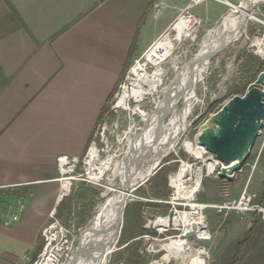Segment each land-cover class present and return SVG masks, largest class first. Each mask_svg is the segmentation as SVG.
Instances as JSON below:
<instances>
[{"label":"crops","instance_id":"crops-1","mask_svg":"<svg viewBox=\"0 0 264 264\" xmlns=\"http://www.w3.org/2000/svg\"><path fill=\"white\" fill-rule=\"evenodd\" d=\"M187 5L0 0V264L30 262L62 200L58 158L86 153L125 70L141 54L158 57L157 42ZM255 155L242 188L264 208V141ZM8 211L19 218L4 225Z\"/></svg>","mask_w":264,"mask_h":264},{"label":"rangeland","instance_id":"rangeland-1","mask_svg":"<svg viewBox=\"0 0 264 264\" xmlns=\"http://www.w3.org/2000/svg\"><path fill=\"white\" fill-rule=\"evenodd\" d=\"M226 1L232 6H237L242 0ZM207 2L214 8L210 9L207 6ZM190 4L191 2L188 0V8L180 14L182 16H191L194 19L195 22H191V33L181 38V40L176 39L175 23L178 20L179 14L174 20L172 27L168 30L166 37H163L156 44L155 53L158 57L156 59L150 58L149 60L147 57H144V54H141L137 58L140 62L147 61L145 64V76L155 72L160 75L156 92L144 98L141 103L142 109L137 110L132 118L130 110L138 102L131 98L129 99V105L127 102L119 103L118 101V104H121L124 109L114 111L112 104L114 103L117 86L109 98L95 126L90 141V145L92 142L95 143L96 146L93 144L91 148L98 149L101 160L109 154H116V157H118L120 151L125 148L124 143L120 141V137L127 130L130 122L133 124L135 132H138L142 128L144 123L142 118L146 115L145 113L153 109V101L157 99V95L162 87L167 85L183 65L198 52L200 43L207 31L215 25L220 17L232 9L230 5L214 0H207L197 5ZM248 9L247 13L251 17L246 22L244 33L240 38L228 44L210 59L204 79L196 84L195 95L197 102L192 107L187 119L188 124L181 131L177 145L173 151L161 160V167H168L167 170L170 168L167 175V188L160 190L163 195L156 194V189L148 181L151 175L132 192V196L127 200V204L136 201L141 203L139 222L141 223L140 228L143 231L130 239V236H122V227L106 264H176L173 259L168 261V254L165 251L160 252L159 250V245L172 237L184 240L187 248H207L208 253L204 255L206 264H222L223 257L232 254L237 241L245 236L254 219L260 215L263 221V216L257 210H247L244 214H241L235 210L228 209L218 211L215 205L229 201L231 198L239 197L245 189L244 187L242 188L243 179L253 168V162L256 158L255 154L264 141V119L261 132L255 140L248 159L243 164L242 169L235 173L231 181L220 178L217 175V172H219L220 167L224 163L203 146L199 145L197 141L199 128L207 121L209 116L220 109L232 96L237 94L243 95L246 92L247 86L253 83L258 73L264 69V1L251 4ZM255 38L262 41V55L258 53V49L252 44V40ZM172 41L175 42L171 44ZM165 42L171 44L168 50L164 47ZM134 65L133 61L125 70L120 81L126 75H128V78L133 77L131 68ZM180 107H182V103L179 102L178 108ZM187 143H191V145L198 144L203 150L202 158L198 159L187 151ZM84 156L85 154L81 157L74 171L67 173L68 176H75L70 185L71 190L63 196L59 193V197L62 200L57 203L55 210L52 211V215L47 222V224H50L57 220L63 227L71 230L72 246L70 243L60 245L59 248L62 253L59 264H65L66 260L72 255V249L77 245L82 230L89 222L96 206L103 200L104 192L108 191L107 187H115L117 185V180L111 177L110 172H106L100 181L90 180L87 176V166L82 161ZM209 159L217 162L214 165L213 172L207 175L206 167ZM183 162H188L193 167L200 165L204 169V176L202 177L200 188L195 194L194 201L205 205L200 212L204 215L205 224L208 227L209 232L206 236L200 235L197 232L183 231L182 227H174L173 225L167 230L159 232L153 225L156 219L161 216H169L173 219L183 216L184 212L194 211L195 209L183 205L182 201L176 204L173 203L172 196L174 191L170 186L169 177L171 173L179 170ZM161 167H158V169ZM173 167H175L174 170L171 169ZM68 185L69 180H63V186L67 188ZM79 185H83L88 189L89 197L87 200L80 201L77 198L75 199L74 195ZM245 190L253 193L249 189ZM256 202H258V196H255L252 200L253 204ZM155 203L162 205H154ZM189 233H191L190 236L188 235ZM206 239L210 241L209 246H205L204 244ZM131 240L135 244L132 248H129L128 246L132 243ZM38 243V247H40L39 254L44 247V240L41 235L39 236ZM259 244L261 248L254 249L250 247L251 249L249 248L246 254H242V260L236 264H264L263 258L257 259V254L262 255L263 253L264 238L260 240ZM252 249L253 251L250 254ZM38 254H36L34 259V254L32 255L33 264ZM250 255H252L251 258H249Z\"/></svg>","mask_w":264,"mask_h":264},{"label":"bare ground","instance_id":"bare-ground-1","mask_svg":"<svg viewBox=\"0 0 264 264\" xmlns=\"http://www.w3.org/2000/svg\"><path fill=\"white\" fill-rule=\"evenodd\" d=\"M222 3L230 5V9L225 15H223L215 25L210 28L204 35L198 52L191 58L195 61L194 66H186L182 74V70L177 78L173 79L169 85H165L160 90L162 95L169 99L177 98L176 100L169 101L165 104L168 115L166 120L159 125L157 129L158 141L149 142L146 139L153 137L154 131L152 130L151 122L154 119V105H158V98L154 99L153 109L142 118L143 126L138 132L134 131L133 124L130 122L127 130L121 135L120 141L125 145V148L120 151L118 157L116 154L106 155L102 160L98 149L90 148L88 155L85 158V164L87 166V176L90 180L100 181L106 174L110 172L111 177L117 180L115 187L108 186L107 192L103 194V200L96 206L89 222L86 227L83 228L80 238L75 248L72 249L71 256L66 260L65 264H91L96 258V251L105 242L108 235V228L111 223L114 222L117 212L119 210V204L121 201L123 184L125 183L127 174L130 172V168L137 165L138 168L130 174L131 181L141 182L145 179L153 170V166L143 165L147 163L146 158L154 150H163L167 153H171L177 145L181 131L188 124V117L191 113L192 107L196 104L197 98L195 95L196 84L202 79L207 71L210 57H204V53L209 51L212 47L219 43V41L231 30L238 29L237 33L230 38L225 47L240 38L245 31V26L248 18L251 15L247 13L249 6L252 4L263 2L264 0H242L239 5L232 6L226 0H219ZM218 1V2H219ZM191 22H195L191 16L178 17L175 23L177 40L188 36L191 33ZM175 41H172L173 44ZM170 43L165 42L164 47L168 50ZM252 44L256 46L259 54H263V47L261 39H253ZM147 61L140 62L139 60L131 68L132 78H128L127 87L119 100V103L127 102L129 98H134L138 103L131 108V117L135 115L137 110L142 109L141 103L147 95H152L157 90L159 82V73H153L145 76V64ZM179 70V71H180ZM178 71V72H179ZM177 72V74H178ZM176 74V75H177ZM183 75V76H182ZM168 83V82H167ZM254 84V85H253ZM257 86V88H255ZM250 91L264 94V69L261 74L260 81L253 82L251 84ZM176 96V97H175ZM165 98V99H166ZM231 99V98H230ZM229 99V100H230ZM179 102L182 103V107L178 108ZM229 102V101H227ZM226 102V103H227ZM225 103V104H226ZM145 107V106H144ZM222 107L219 109L221 110ZM216 113L211 114L209 120L203 123L197 134L198 144L205 148L200 141V135H206L208 133L210 119L214 117ZM133 118V117H132ZM258 125V120L255 125ZM254 131H250L246 141L241 144L237 150H234V158L223 164L224 174L227 177L233 175L234 168L239 164L243 156L246 154L251 137ZM198 144L191 145L186 144V149L198 159L202 158V149ZM206 149V148H205ZM207 150V149H206ZM117 151V152H118ZM217 162V161H216ZM214 160L209 159L206 167V174H210L214 170L216 164ZM156 162H154L155 164ZM204 176V169L200 165L193 167L188 162H183L178 171L170 174V186L173 188V203L176 204L182 201L183 205L195 208L194 211L184 212L183 216L171 219L169 216H161L153 223L154 228L159 232L167 230L171 225L174 227H182L183 231L197 232L200 235L206 236L208 234V227L205 224L204 215L200 212L205 205L196 203L194 197L201 185L202 177ZM194 228H193V227ZM190 236V235H189ZM118 238V232H116L114 238L111 240L110 248H114L112 245L116 244ZM160 252L165 251L168 254V261L173 259L176 264H206L204 255L208 253L207 248H195L186 247L184 240L178 237H172L167 239L166 242L159 245ZM113 250L109 251L105 256V259L100 260L97 264H106L108 256ZM98 262V260L96 259ZM63 264V263H62Z\"/></svg>","mask_w":264,"mask_h":264},{"label":"water","instance_id":"water-1","mask_svg":"<svg viewBox=\"0 0 264 264\" xmlns=\"http://www.w3.org/2000/svg\"><path fill=\"white\" fill-rule=\"evenodd\" d=\"M249 4V0H247V5ZM172 27V25H171ZM170 27V28H171ZM238 29H234L229 31L220 41L218 44H216L214 47H212L209 51L204 53V57H213L218 52H220L223 48H225V45L228 43L230 38H233V36L237 33ZM168 32V31H167ZM166 32V34H167ZM195 61H192V59H189L181 68L182 74L184 72V69L186 66H194ZM181 70L178 72L177 75H175L170 81L172 82L173 79L177 78L180 74ZM261 74H263V70H261L254 82L260 81ZM183 76V75H182ZM167 84V86L169 85ZM250 83L247 86L246 92L243 95H234L231 97L229 102L222 105L221 110H217L212 119H210V125L207 129L208 133L206 135H200V142L205 145V148L210 153L214 154L220 161L223 163H226L234 158V150H237L238 147L243 144L250 131H254L248 150L246 154L243 156L239 164L234 168L233 175L231 177H227L224 174V169L221 166L219 172H217V175L220 178L227 179L228 181H231L234 178V175L236 172L240 171L242 169L243 164L248 159L251 150L255 144V140L257 136L260 134L261 128L263 126V119H264V94L254 91H250L251 88ZM254 85V84H253ZM257 88V86L255 87ZM166 95V94H165ZM165 95H162L161 91L158 93L157 98L159 101L158 105H154V119L151 122L152 130L154 131L153 137L150 139H146L149 142L152 141H158V135H157V129L159 128V125L163 123L165 118L168 115V111H166L165 104L168 103L167 99H169V95L164 97ZM176 97V96H175ZM166 98V99H165ZM176 100L175 102H178L177 98H171L169 101ZM210 118V117H209ZM208 118V120H209ZM258 120V125L255 123ZM167 151L163 150H154L149 156L146 158L147 163H143V165H149L151 164L153 167L152 172L141 182H134L131 181L130 174H132L138 166L135 165L132 168H130V172L127 174L125 183L123 184V190H122V196L121 201L119 204V210L117 212V216L113 223L108 228V235L105 242L101 245L99 249L96 251V258L92 261L91 264H97L100 260L105 259V256L108 254L109 251L113 250L112 247L110 248L111 240L114 238L116 232H118V237L120 235L121 229L123 227L124 222V212L125 208L127 206V200H129L130 196H132V192L137 189L144 181H146L151 175H153L157 170L158 167H161V160L163 157L167 155ZM154 162H156L154 164ZM169 177V176H168ZM23 201H21L22 204ZM188 235H191L189 233ZM205 246H209L210 241L209 239H206L204 242ZM114 246V244L112 245ZM98 260V262L96 261Z\"/></svg>","mask_w":264,"mask_h":264},{"label":"built area","instance_id":"built-area-1","mask_svg":"<svg viewBox=\"0 0 264 264\" xmlns=\"http://www.w3.org/2000/svg\"><path fill=\"white\" fill-rule=\"evenodd\" d=\"M207 0H190V5H197ZM219 1V0H214ZM138 59L134 60L136 63ZM128 75H126L121 81L117 83V91L114 96V103L112 104V108L114 111L118 109H124L121 104H118L120 97L122 96L123 91L129 87L127 80ZM130 88V87H129ZM131 99V98H129ZM127 100V104L129 105V101ZM134 100V98H132ZM261 132V131H260ZM95 145L94 142L88 147L85 156L83 157V162L85 163V158L88 155V152L92 145ZM96 146V145H95ZM81 157H68V156H60L58 158V167L61 172V176L58 178L59 182V193L61 196L64 194H68L71 190V183L75 176H68L67 173L74 171L77 164L80 162ZM68 179L69 185L67 188L63 187V180ZM59 195V196H60ZM255 197L254 193H249L247 190H243L239 197L231 198L229 201H225L222 204L215 205L218 211L228 209L235 210L241 214H244L247 210H257L262 213L264 217V208H262L259 204H253L252 200ZM52 215V212L50 216ZM19 218V214L8 211L5 215H3V224L9 225L12 222L17 221ZM41 236L44 240V247L41 253L38 254L37 259L34 261V264H59L61 253L60 245L70 243L72 244V235L71 230L69 228L63 227L57 220L50 224H46L41 230ZM72 246V245H71ZM71 249V248H70ZM27 260L29 259L26 257Z\"/></svg>","mask_w":264,"mask_h":264},{"label":"trees","instance_id":"trees-1","mask_svg":"<svg viewBox=\"0 0 264 264\" xmlns=\"http://www.w3.org/2000/svg\"><path fill=\"white\" fill-rule=\"evenodd\" d=\"M168 167H161L159 168L154 175H152L149 178V183L153 185V187L156 189V194L163 195L160 190L166 189L168 184H167V175H168ZM175 167L171 168L174 170ZM88 189L85 188L83 185L78 186L77 191L75 192V199H79L80 201L87 200L88 196ZM264 198V189L259 197V202L262 201ZM154 205H162L160 203H155ZM141 212V203L138 201L129 203L127 204L124 212V225H123V231H122V236L124 237L125 235L127 237L134 238L136 234H140L143 229L140 228V222H139V217ZM264 238V218L263 221L261 220L260 215L254 219L252 222V225L246 232L245 236L237 241L235 245V250L232 251V254H229L228 256H224L222 259V264H236L239 261L242 260V254H246L248 252V249L251 248H261L259 245V242L261 239ZM131 244L128 246L129 248H132L133 245L135 244L133 240H131ZM245 247V248H244ZM250 248V249H251ZM264 248V245L262 249ZM40 251V247L37 248V250L34 252V257L35 258L36 254ZM253 249L250 251V254L252 253ZM261 254H257V259H264V249ZM252 255H250L249 258H251ZM250 260V259H249ZM28 264H33L32 258ZM137 264V263H135ZM262 264V263H260Z\"/></svg>","mask_w":264,"mask_h":264}]
</instances>
